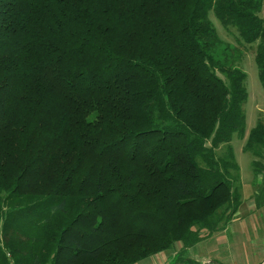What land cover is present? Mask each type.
Segmentation results:
<instances>
[{"label": "trees", "instance_id": "obj_1", "mask_svg": "<svg viewBox=\"0 0 264 264\" xmlns=\"http://www.w3.org/2000/svg\"><path fill=\"white\" fill-rule=\"evenodd\" d=\"M209 11L264 87V0H0V264H217L186 254L241 203L247 91Z\"/></svg>", "mask_w": 264, "mask_h": 264}, {"label": "rangeland", "instance_id": "obj_2", "mask_svg": "<svg viewBox=\"0 0 264 264\" xmlns=\"http://www.w3.org/2000/svg\"><path fill=\"white\" fill-rule=\"evenodd\" d=\"M208 15L223 42L228 43V51L236 54V64L246 74L244 133L243 136L233 134L230 141L239 167L241 203L224 229L188 248L186 256L199 262L213 260L217 264H264V182L262 175L254 178L252 160L255 157L244 146L256 122L261 120L264 123V87L259 80L254 58L257 43H244L233 27L221 26L213 11H209ZM222 150L223 146L218 152ZM262 162L264 163L263 159ZM178 245L180 246L177 243L171 249L163 251L161 256L170 254L171 260ZM159 256L157 254L156 259Z\"/></svg>", "mask_w": 264, "mask_h": 264}, {"label": "crops", "instance_id": "obj_3", "mask_svg": "<svg viewBox=\"0 0 264 264\" xmlns=\"http://www.w3.org/2000/svg\"><path fill=\"white\" fill-rule=\"evenodd\" d=\"M176 246V245H175ZM178 248H179V245L177 246ZM177 250V249H176ZM161 253L162 252H160V253H157L158 255H160L159 256V259H156V255L157 254H155V255H152V256H150V257H147V258H145V259H142V260H140V261H138V262H136L135 264H148V263H152V264H170V254H163L162 256H161ZM150 261V262H149ZM210 260H205V262H203V263H207V262H209Z\"/></svg>", "mask_w": 264, "mask_h": 264}, {"label": "built area", "instance_id": "obj_4", "mask_svg": "<svg viewBox=\"0 0 264 264\" xmlns=\"http://www.w3.org/2000/svg\"><path fill=\"white\" fill-rule=\"evenodd\" d=\"M9 255V254H8Z\"/></svg>", "mask_w": 264, "mask_h": 264}]
</instances>
